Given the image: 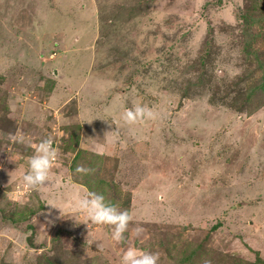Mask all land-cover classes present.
Returning <instances> with one entry per match:
<instances>
[{"label": "rangeland", "instance_id": "1", "mask_svg": "<svg viewBox=\"0 0 264 264\" xmlns=\"http://www.w3.org/2000/svg\"><path fill=\"white\" fill-rule=\"evenodd\" d=\"M263 102L264 0H0V264H264ZM89 191L125 240L76 210Z\"/></svg>", "mask_w": 264, "mask_h": 264}, {"label": "clouds", "instance_id": "2", "mask_svg": "<svg viewBox=\"0 0 264 264\" xmlns=\"http://www.w3.org/2000/svg\"><path fill=\"white\" fill-rule=\"evenodd\" d=\"M157 114L149 107L134 105L126 109L122 119L126 124L132 125L142 120L155 119ZM16 143H23L25 137L23 133L17 132L10 136ZM56 157V150L51 139L41 140L34 149V154L28 162V171L22 179L25 186L30 190H39L44 185L50 183V171ZM78 171H88L78 167ZM51 205V204H50ZM76 210L83 212L87 219L94 224L109 225L112 227L111 238L116 242L126 239L125 233L133 217L127 210H119L115 205L107 202L102 193L89 191L76 203ZM145 234L142 226H137L135 235L140 238ZM158 253L143 251L135 247L126 248L120 255V264H157Z\"/></svg>", "mask_w": 264, "mask_h": 264}, {"label": "trees", "instance_id": "3", "mask_svg": "<svg viewBox=\"0 0 264 264\" xmlns=\"http://www.w3.org/2000/svg\"><path fill=\"white\" fill-rule=\"evenodd\" d=\"M243 19L245 20V21H247L248 23H250L249 21H251L250 19H249V17H248V14L247 13H245L243 16ZM249 20V21H248ZM253 92H254V90L253 89H251V90H249V94H250V96L251 95H253ZM250 98V97H249ZM249 98H247V99H249ZM264 103V102H263ZM263 103H261V105L263 104ZM248 110V109H247ZM249 111H251V108H249ZM194 253V252H193ZM192 253V254H193ZM192 254H190V255H192ZM184 255V254H183ZM181 259H184V256H182V258Z\"/></svg>", "mask_w": 264, "mask_h": 264}]
</instances>
